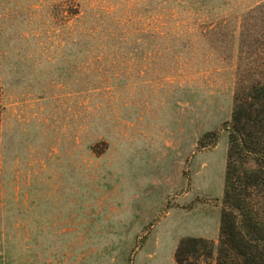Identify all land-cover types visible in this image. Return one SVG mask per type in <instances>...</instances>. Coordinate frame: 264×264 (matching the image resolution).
I'll list each match as a JSON object with an SVG mask.
<instances>
[{
  "label": "rangeland",
  "instance_id": "374dc122",
  "mask_svg": "<svg viewBox=\"0 0 264 264\" xmlns=\"http://www.w3.org/2000/svg\"><path fill=\"white\" fill-rule=\"evenodd\" d=\"M264 0H0V264H177L218 234L239 24Z\"/></svg>",
  "mask_w": 264,
  "mask_h": 264
},
{
  "label": "trees",
  "instance_id": "16d2710c",
  "mask_svg": "<svg viewBox=\"0 0 264 264\" xmlns=\"http://www.w3.org/2000/svg\"><path fill=\"white\" fill-rule=\"evenodd\" d=\"M227 148L213 264H264V2L239 24L236 83L224 122ZM211 243L182 237L177 264H201Z\"/></svg>",
  "mask_w": 264,
  "mask_h": 264
}]
</instances>
